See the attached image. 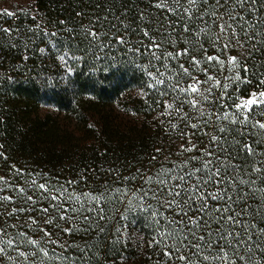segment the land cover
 <instances>
[{
    "label": "trees",
    "instance_id": "16d2710c",
    "mask_svg": "<svg viewBox=\"0 0 264 264\" xmlns=\"http://www.w3.org/2000/svg\"><path fill=\"white\" fill-rule=\"evenodd\" d=\"M36 3L39 29L28 15L0 18V167L39 170L49 179L11 189L10 214L0 213V264H157L155 257L165 264L168 253L178 255L175 248L192 247L190 236L199 248L193 243L182 264H197L201 252L208 254L204 264H221L224 250L249 264L264 260V104L236 107L264 88V0H224L213 17L219 23L212 18L217 0H198L192 13L207 16L204 31L193 15L155 0ZM192 61L213 84L218 118L204 115L189 147L203 141L205 150L190 147L186 159L168 133L164 153L173 155L163 165L164 153L152 152L161 133L156 123L171 120L172 88L194 93L185 80ZM187 114L180 126L191 132ZM120 115L132 117L139 132L118 137L110 118L123 124ZM146 120L155 127L146 130ZM94 127L98 139L119 145L85 153L82 131ZM102 162L111 171L107 180ZM81 182L92 192L88 200L76 190ZM175 189L179 196L167 208L164 199ZM65 199L76 204L71 214ZM184 212L193 219L179 223Z\"/></svg>",
    "mask_w": 264,
    "mask_h": 264
},
{
    "label": "rangeland",
    "instance_id": "374dc122",
    "mask_svg": "<svg viewBox=\"0 0 264 264\" xmlns=\"http://www.w3.org/2000/svg\"><path fill=\"white\" fill-rule=\"evenodd\" d=\"M198 0H155L156 3H163V6L167 7L171 12H175L176 13H184L185 15H190V17H192L193 13L192 11H195L197 5ZM224 0H217L219 4L218 6H216V10H220L224 8ZM224 5V6H223ZM203 11H197L196 15L194 16V18L196 20H198V22L196 23L197 28L199 29V31H204L205 28H207L208 25V21H207V16H205L203 14V17L200 18L201 14ZM223 12V10H220L219 12H215L212 16L216 17V15H219ZM228 10L225 12L227 14ZM191 13V14H190ZM205 13V12H204ZM195 14V13H194ZM21 15H28L29 17H31V19L33 21H31V25L34 26V28H40V26H42V20L41 18H39L37 16V3L36 0H0V18H4L5 20L10 18L12 20H17L18 18H20ZM216 19L219 23L218 18H213ZM222 30L221 26L219 27V24L217 26V35H219L220 31ZM233 57V56H231ZM59 58L62 60L61 56H59ZM231 59V58H230ZM233 59V58H232ZM193 63H195L194 61H192ZM195 66L192 67V71L190 72V76L186 77L185 80H189L187 82V84L189 83L191 87H196L194 88V93H190L189 91L186 92V94L184 96L180 95L178 93V90L183 91L184 85H177L176 87L172 88L173 90L170 91V95L174 96L177 94L176 97V101H173V104H169V106L167 105V110L169 111V115L166 121H162L161 119H159V123H156V127L161 130L160 133V138H159V143L158 146H155L152 150V152L154 154L157 153V155H159L160 152L165 151V146L167 147V139L165 138L168 133L173 141L174 147L176 149V154L178 155L179 158L181 159H186L188 158L189 154H190V147L192 148L193 152H196L198 149H201L203 152L205 150V146L206 144L203 143H194V145H190L191 140L194 141L195 139V135H194V130H196V128L199 126L201 127L204 124V121H208L204 116L207 115L209 116L210 121L212 119H217L218 116V111L214 110V107L211 105L212 101H213V95L216 96L217 94L213 91V84L212 82H208V80H204L202 79L199 74H200V67L198 65H196V63L194 64ZM163 65H157L156 66V71H157V77L161 78L163 77V73L162 71L160 72V70L163 68ZM218 70L214 71V74H216V78H215V83H218L219 81V77H218ZM203 73V71H202ZM199 75V76H198ZM213 75V74H212ZM198 76V77H197ZM156 77V76H155ZM197 77V78H196ZM183 82V80H182ZM192 83H194V86H192ZM187 87V85H186ZM193 91V90H192ZM179 103V104H178ZM177 104V105H176ZM264 104V88L261 89H252L249 93V95H247L246 97H241L239 98L238 102L236 103V107H241L244 111L249 110L252 106L255 105H261ZM158 108H160V106H158ZM49 108L44 107L43 111L47 110ZM187 113H189L190 116L184 117L185 119H187L188 121H190V125L192 127L191 132L189 130H187V126H180V119L183 116L188 115ZM215 113V116H213ZM183 115V116H182ZM63 114L61 115V117H59V119L61 120V126H63V124H67L68 119L63 118ZM65 117V116H64ZM121 119H124L123 124H121V120L114 119V118H110L111 124L114 128L118 127V131L119 133H117L114 128V133H116V135L118 137H126V135L131 136L132 132L138 131L137 127L135 125L132 124L131 121H134L132 117H129L128 115H120L119 116ZM113 120V121H112ZM213 121V120H212ZM150 122V123H149ZM157 122V121H156ZM143 123V127L146 130H150L151 128L155 127L154 122L150 121H142ZM141 123V125H142ZM139 127V125H138ZM97 127H94L93 129H91V131H82L84 137L83 138V143H85V149L87 147V149L85 150V153L87 152L90 153L92 151L97 152L98 154H102L108 151V148H111L112 145H119L116 143L117 138H111L110 140L108 138H104V141H102V139H98V137H101V135L99 134L100 131H98L96 129ZM139 132V131H138ZM120 143V142H119ZM187 143L188 146L186 147L184 144ZM161 146H162V150H161ZM172 154V153H171ZM170 154V155H171ZM208 154V153H207ZM166 154H161L160 158L158 161H161L162 164L164 165L163 162H167L169 161L168 157L170 155L165 156ZM173 155V154H172ZM173 158V157H172ZM171 161V160H170ZM100 169L101 170V174L103 173L104 177L107 180V175L109 173H111L110 170H107L106 167L103 165V162L100 163ZM152 170V167L147 169V172L145 173V175H148L150 173V171ZM95 173L97 172V170H94ZM108 171V172H106ZM106 172V173H104ZM23 173V175H22ZM100 174V175H101ZM116 173H114L113 175H115ZM44 176L46 179H49L48 176H46L47 174H43L41 171L37 170H30V172L28 174L24 175L23 170H19V171H15V170H6L2 167H0V213L5 212V215H9L11 210H8L9 208H7L5 210V202L10 203L12 201V190L14 189V191H17V193H19L22 190V186L26 183H29L28 185H32L33 183H36L38 185L43 184V182L41 181V177L40 176ZM145 175H141V179H143L145 177ZM117 176V175H116ZM85 177V176H84ZM84 177L82 176L81 179H84ZM55 179L57 180V178L55 177ZM83 181V180H81ZM121 179L120 180H114L113 181V185L115 187L117 186H121ZM62 183V182H60ZM74 183H78L77 180L76 181H71L70 184L74 185ZM138 183H140V180H138ZM59 186H61L62 184H58ZM86 188L85 185L81 184L77 185L76 184V190H80L83 191V197H85L88 200V196L92 193L91 191H88L89 189H84ZM179 192L180 189H175L172 192V195L165 197L164 199V203L165 206L167 208H169L168 206L171 205L172 203H174L176 201V199L179 196ZM68 194H71V192H69ZM127 195V194H126ZM128 196V195H127ZM124 199H128V197H125ZM81 203L80 201L77 202V204ZM70 204V206H69ZM76 206V204L74 205ZM72 207V202L68 203L67 199H65L64 202V213H72L73 209H76L75 207ZM166 208V209H167ZM181 213H179V216H181L179 219L182 221H188L190 219H193V216L191 213L189 212H184L180 215ZM43 215L46 217V211L43 213ZM186 216V217H185ZM189 216V217H188ZM191 216V217H190ZM185 239V238H184ZM189 242L192 243V247L187 245L185 252H183V249H179V247L175 248V251H179L178 255H176L174 258H172L173 256L168 253L169 255V260L166 261L167 263L165 264H182L183 260L186 257V254H188L190 257H192L193 255V243L195 244L194 238L192 236L188 237ZM196 245V244H195ZM181 248H183L182 246H180ZM196 248H199V245H196ZM190 251V253L188 252ZM224 254H222V253ZM220 255L218 256L219 260H221V264H249V262H247V260H242L243 256H239L236 260L234 256H231L230 253H226L225 250L221 251ZM243 254V253H242ZM175 255V254H174ZM208 254H204V253H200L198 255V261L197 264H204L206 262ZM250 256V255H248ZM200 258V259H199ZM155 263H159V264H163L164 261H161L159 259V257H155L154 259ZM250 264H264V260L259 259L257 257V259L255 258H251Z\"/></svg>",
    "mask_w": 264,
    "mask_h": 264
}]
</instances>
